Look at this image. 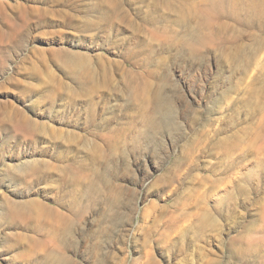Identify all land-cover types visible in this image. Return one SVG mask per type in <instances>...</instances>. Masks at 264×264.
<instances>
[{
	"label": "rangeland",
	"instance_id": "obj_1",
	"mask_svg": "<svg viewBox=\"0 0 264 264\" xmlns=\"http://www.w3.org/2000/svg\"><path fill=\"white\" fill-rule=\"evenodd\" d=\"M0 1V264H264V0Z\"/></svg>",
	"mask_w": 264,
	"mask_h": 264
},
{
	"label": "bare ground",
	"instance_id": "obj_2",
	"mask_svg": "<svg viewBox=\"0 0 264 264\" xmlns=\"http://www.w3.org/2000/svg\"><path fill=\"white\" fill-rule=\"evenodd\" d=\"M1 2H2V1H0V11L2 10V3H1ZM3 4H4V3H3ZM3 6H4V5H3ZM3 13H4V12H3ZM0 14H1V13H0ZM22 166H23V165H22ZM21 168H22V167H21ZM29 169H30V166H29V168L26 167V168L23 169V171H20V173H19V174H20V179H22V178H24V177L26 176L25 174L21 176V172L24 173V172L28 171ZM35 206L37 207V210H38L39 208H41V205H40L39 202H36V203H35Z\"/></svg>",
	"mask_w": 264,
	"mask_h": 264
}]
</instances>
